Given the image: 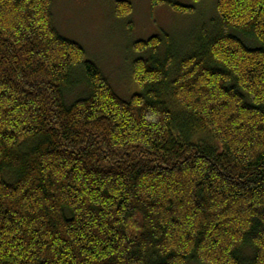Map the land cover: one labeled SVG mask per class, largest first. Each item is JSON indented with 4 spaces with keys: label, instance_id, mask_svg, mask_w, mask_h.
Here are the masks:
<instances>
[{
    "label": "trees",
    "instance_id": "trees-1",
    "mask_svg": "<svg viewBox=\"0 0 264 264\" xmlns=\"http://www.w3.org/2000/svg\"><path fill=\"white\" fill-rule=\"evenodd\" d=\"M51 4L0 0V264H264V0L136 41L128 99Z\"/></svg>",
    "mask_w": 264,
    "mask_h": 264
},
{
    "label": "rangeland",
    "instance_id": "rangeland-1",
    "mask_svg": "<svg viewBox=\"0 0 264 264\" xmlns=\"http://www.w3.org/2000/svg\"><path fill=\"white\" fill-rule=\"evenodd\" d=\"M115 1L52 0L51 12L58 32L84 48V59L94 62L113 90L124 99L139 92L131 76L132 61L137 57L133 51L136 41L165 31L178 45L184 46L198 32L207 27L212 30L218 21L217 0H176L194 7L186 13L175 11L166 3L128 0L132 11L124 18L114 15ZM86 88L79 80L66 91L65 97L68 102L72 101L84 95Z\"/></svg>",
    "mask_w": 264,
    "mask_h": 264
}]
</instances>
